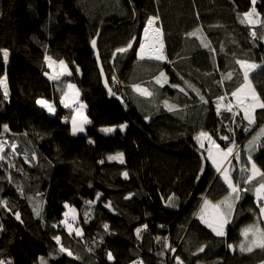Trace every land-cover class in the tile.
Segmentation results:
<instances>
[{
	"label": "trees",
	"instance_id": "1",
	"mask_svg": "<svg viewBox=\"0 0 264 264\" xmlns=\"http://www.w3.org/2000/svg\"><path fill=\"white\" fill-rule=\"evenodd\" d=\"M254 7L250 24L241 20L252 0H0V49L9 52L7 64L0 53V78L6 75L9 88L5 99L0 87V260L264 264V249L239 248L242 229H264L254 193L264 178L244 185L248 191L234 205L226 236H216L199 214L205 199L219 204L230 190L195 139L207 132L235 150L264 128V109H255L249 125L232 96L243 82L236 61L245 60L260 65L250 81L264 100V0ZM151 17H158L164 62L137 55ZM133 37L132 48L118 53ZM95 39L112 97L102 83ZM46 55L66 60L74 76L45 78ZM68 80L79 84L88 106L90 123L81 136L69 123L74 110L61 107ZM136 85L152 95H141ZM220 97L238 115L219 110ZM39 99L52 102L56 114ZM113 126V133L102 131ZM259 140L252 158L264 170V137ZM120 153L123 163L108 159ZM68 207L77 218L65 217Z\"/></svg>",
	"mask_w": 264,
	"mask_h": 264
},
{
	"label": "snow or ice",
	"instance_id": "2",
	"mask_svg": "<svg viewBox=\"0 0 264 264\" xmlns=\"http://www.w3.org/2000/svg\"><path fill=\"white\" fill-rule=\"evenodd\" d=\"M253 8L251 11L244 14V19L241 20V23H244L247 21L248 23L252 24L255 23L254 20L251 18L254 15H257L255 10V0H252ZM158 19V17H151L147 21V25L144 29V36L147 38L149 35V28L153 26L154 22ZM153 32V38L150 43H147V47L150 49L149 52L146 53V43H140L139 45V51L137 53L138 57L140 59H144L147 55L148 58L155 59V60H162L165 57L163 56V43L159 40L160 36V29L158 27L152 28ZM190 35H195V33H191ZM253 35H255V32H253ZM136 40L135 37L132 38V41L128 43V45L125 48L117 49L118 53H125L128 51V49L132 48L133 42ZM203 42V41H202ZM93 48L96 46V41H91ZM205 47H208L209 45L207 43L204 44ZM0 53H2V57L4 62H7L9 52L7 49H0ZM115 55V54H114ZM46 61H48V65L51 68L55 61L52 60L51 57L46 56ZM237 64L241 66L243 69V82L236 88L235 91L232 92V96L236 98L237 101V107L241 108L244 113V119L248 121L249 125H252L255 123L254 119V112L255 109L260 108L264 109V100H261V98L257 95L255 89L252 87L251 81L249 79V73L253 70H255L257 67H260V65L249 63L245 60H237ZM59 66L61 71L56 75H50L49 79L52 80H58L61 75H64L67 73L68 75H71L70 72H67V66L65 65L64 61H59ZM102 71V70H101ZM165 74L163 72L160 73V77H164ZM225 79H231V73H229ZM166 80V78H165ZM157 83H160L159 77L157 78ZM105 86L107 87V81H105ZM0 87L3 88V95L4 98H8V87H7V77L6 75L2 78H0ZM68 89H74L75 86L72 84H69ZM135 89L140 92L141 95L151 96L152 93L149 92L147 89L140 88L139 85L134 86ZM183 91V89H181ZM109 93L112 95H115L112 93L111 88H109ZM79 93L75 92L72 95V99L75 100L76 97H78ZM69 96V93H64V97L67 98ZM65 98L61 99V103L64 104L65 107H69V103ZM203 100V97H201ZM220 100H223L224 97H220ZM207 101H205L206 103ZM37 103L40 104L42 107L46 108L49 112H55V107L50 104L46 100H37ZM165 105L169 107V110H173L172 106L167 105V101H165ZM85 106L83 104L79 105V108H84ZM219 109V105H218ZM227 110L229 112L232 111V107H228ZM77 115L80 117L79 122L77 121L76 117H73L72 119V133L75 135L78 132L84 131V125L90 123V121L87 119L86 116L83 115L82 112H79L77 110ZM234 115H238V113H234ZM124 125H121V128H124ZM4 130H8V126L4 125ZM104 132H112L114 131L113 128H105L102 129ZM245 131H248V128H245ZM261 137H264V128H261L259 133H257L256 136L253 137L252 140L249 141L250 145L256 146V141L259 140ZM203 139H207L211 145H213L216 149L215 153L213 152V149L210 147L208 149V159H210L213 163V165L216 167V171L220 173L222 176L225 184L227 185L229 191V195L225 197L223 201H221L219 204H213L211 201L205 199L204 204L201 208L199 219L205 223L209 228L212 229V231L215 233L218 237H224L226 236V226L230 223V217L232 215V211L234 209L235 203L241 198V192L248 191L247 188H241L239 182H234L233 177L231 175V168L230 167H223L222 165L225 161L229 160V157H233L234 159L238 160L240 159V156L238 153H234L233 147H227L226 149H221L218 144H216L215 140L212 139V137L207 133L201 131L195 139L200 142ZM222 140H229V137L223 136L221 137ZM234 143V142H233ZM201 147H204L203 143L200 144ZM261 147H264V144L260 145ZM12 148L15 149V145H12ZM0 152H3V148L0 147ZM123 154H117L116 156H110L108 157L109 160H116L119 159L121 163H123ZM4 157L0 155V159H3ZM248 164H250V168L247 165H244L241 168V173H249L244 178L245 184H251L257 177L264 178V170L259 168L256 163L254 162L251 155L248 156ZM203 171V169L201 170ZM125 177H127V173H124ZM199 178V177H198ZM254 193L257 198V203L260 208V216L264 217V179H262L257 186H254ZM99 197V194H98ZM173 198L169 197V200L171 201ZM91 203V202H89ZM171 206V205H170ZM67 207V205H66ZM222 209H227V211H224ZM211 210V211H210ZM68 216V213H65V217ZM19 214H17V219H19ZM74 219V217H73ZM67 224V221L65 222ZM67 227L69 229V232L71 233L73 231L72 225L67 224ZM105 229L108 228V225H104ZM147 227V226H145ZM137 235L139 236L141 229H137ZM76 235H81V231L79 229H75ZM251 234V239H249V235ZM241 235L244 237V242H242L239 245L240 251L242 252H252L253 247H259L264 249V229H261L258 225H249L245 229H242ZM57 242L59 243L60 237H55ZM229 248H233V245L229 244ZM61 252H67L69 256H72L73 253L69 251L68 249L61 246L60 248ZM199 251L203 252L204 247H201ZM108 259H113L112 254L108 253ZM0 264H6L5 261L0 260ZM7 264H10V262H7ZM40 264H46L43 258H40ZM182 264V262H180Z\"/></svg>",
	"mask_w": 264,
	"mask_h": 264
},
{
	"label": "rangeland",
	"instance_id": "3",
	"mask_svg": "<svg viewBox=\"0 0 264 264\" xmlns=\"http://www.w3.org/2000/svg\"><path fill=\"white\" fill-rule=\"evenodd\" d=\"M143 38H144V36H143ZM159 40L163 43V40H162V37H161V34H160V36H159ZM163 46H164V44H163ZM163 51H164V48L162 49ZM46 56H48V57H50L49 55H46ZM52 60L53 61H55L56 63H54L53 65H52V67L50 68L49 67V65H48V69H46V71L43 73V75H45V78H47V79H49V76L50 75H56V74H58L60 71H61V69H60V66H59V61H61V60H54L53 58H52ZM8 61H9V56H8V60H7V62H5V64H7L8 63ZM64 61V63H65V65L67 66V72H70L71 73V75H68L67 73H65L64 75H61L60 76V78L58 79V80H61V78H64V77H68V76H74V74H73V69L71 68V65H70V63H68L66 60H63ZM46 64H48V61H46ZM5 76V75H4ZM3 76V77H4ZM51 82H57V80H52V79H49ZM69 84H72V85H74L75 86V88L74 89H68V87H66V89L64 90V92H63V94H62V98H65L64 97V93H69V96L67 97V98H65L66 100H67V102L69 103V107H65L64 106V104H62L61 103V107H63L64 109H67V110H69V108H72L74 111H73V113H71V115H70V121H69V123H70V125H71V128H72V119H73V117H76L77 118V121L79 122V119H80V117L77 115V110H79V112H82L83 113V115L84 116H86L87 117V119L89 120V116L87 115V110H88V106L86 105V103L85 102H83L82 101V99H81V91H80V87H79V84L75 81V80H68V82H67V86L69 85ZM7 87H8V84H7ZM75 92H78L79 93V95H78V97H76V99L75 100H73L71 97H72V95L75 93ZM8 94H9V88H8ZM39 100H41V99H39ZM43 100H45V99H43ZM48 101V100H47ZM50 104H52L54 107H55V105L52 103V102H50V101H48ZM81 104H83L85 107L84 108H79V105H81ZM236 104V103H235ZM39 106L40 107H42L40 104H39ZM237 106V105H236ZM223 107V106H222ZM42 108H44V107H42ZM44 109H46V108H44ZM46 111H47V113H49L50 115H52V116H54L55 114H56V112H57V109H56V107H55V112L53 113V112H49L47 109H46ZM87 125V124H86ZM86 125H84V131L83 132H78V133H76L75 135H77V136H81V135H84V134H86ZM124 128H122V130L124 131V130H126L127 128H128V124L127 123H124ZM121 127V126H120ZM105 128H113L114 130H116V128L117 127H103L102 129H105ZM5 131V130H4ZM6 132H10L9 130H7V131H5V133ZM107 133H113V131L112 132H107ZM227 137H229V140H225V142H228V143H230V142H232V140L234 139V136H227ZM232 137H233V139H232ZM235 139H236V141L238 142V140H237V138L235 137ZM240 143H237L236 145H239ZM243 146H244V144H243ZM232 147H233V145H232ZM234 148V147H233ZM243 149V148H242ZM242 150H240L239 152V154H240V156L242 155V152H241ZM235 153V152H234ZM117 154H114V155H109L108 157H110V156H116ZM123 158V161H124V157H122ZM111 161H114V160H111ZM116 161H120L119 159H116ZM232 161H233V157L232 158H230L227 162H226V164L223 166V167H230L231 166V164H232ZM237 162L240 164V168L238 169V172H237V165L235 164V171H234V177H233V180H234V182H239L240 183V186H241V188L243 189V187H244V185H245V183H244V178H245V173H241V168L245 165V163H243L242 162V158L240 157V159H239V161L237 160ZM237 172V173H236ZM213 204H215V203H213ZM211 211V210H210ZM65 213H68V216L67 217H70V218H77L78 217V215H77V213H76V211H75V209H73V208H71V207H68V209L66 210V212ZM248 227V226H247ZM260 227V226H259ZM261 228V227H260ZM244 238V237H243ZM249 239H251V234L249 235ZM130 264H134V262H130Z\"/></svg>",
	"mask_w": 264,
	"mask_h": 264
},
{
	"label": "crops",
	"instance_id": "4",
	"mask_svg": "<svg viewBox=\"0 0 264 264\" xmlns=\"http://www.w3.org/2000/svg\"><path fill=\"white\" fill-rule=\"evenodd\" d=\"M258 69V67L255 69V70H253V71H251L250 73H249V79H250V77H251V75L256 71ZM242 72H243V69H242ZM257 133H259V131L257 132ZM257 133L254 135V136H256L257 135ZM211 136V135H210ZM212 137V136H211ZM212 139L213 140H215L213 137H212ZM253 139V138H252ZM251 139V140H252ZM220 140H221V138H220ZM250 141V140H249ZM201 142L203 143V145H204V147H202L205 151H206V154H207V156H208V149L211 147L212 149H213V152L215 153V151H216V149H215V147L213 146V145H211L210 144V142L207 140V139H203L202 138V140L200 141V142H198L199 144H201ZM215 142H216V140H215ZM261 141L260 140H257L256 141V146H257V144L258 143H260ZM216 144H218L219 146H220V148L221 149H226L227 147L226 146H223V145H221L219 142H216ZM256 146H253V145H250L249 143H247L245 146H244V148H243V152H242V155H241V158H242V162L243 163H245V165H247L249 168H250V164H248V156L249 155H251L252 157H253V153H254V150H255V147ZM229 147V146H228ZM229 159H230V157H229ZM209 160V163L210 164H212V166H213V168L216 170V167L213 165V163H212V161L210 160V159H208ZM226 162L227 161H225L224 163H223V165H222V168H223V166L226 164ZM257 165V164H256ZM230 168H231V175H232V177H234V171H235V163H234V161L232 162V164H231V166H230ZM217 172V171H216ZM218 173V172H217ZM218 174H220V173H218ZM249 173H247V175H248ZM222 177V176H221ZM261 178L262 177H257L251 184H248V185H255V182L257 181V180H261ZM223 179V178H222ZM234 209H235V206H234ZM234 209H233V211H232V215H233V212H234ZM222 210H224V211H227V209H222ZM232 215H231V217H230V220L232 219ZM205 224V223H204ZM206 225V224H205ZM207 226V225H206ZM208 227V226H207ZM227 227V226H226ZM209 228V227H208ZM209 229H211V228H209ZM212 230V229H211ZM227 230V228L225 229V231ZM213 232V231H212ZM214 233V232H213ZM215 234V233H214ZM230 250H231V252H234V249H232V248H229Z\"/></svg>",
	"mask_w": 264,
	"mask_h": 264
},
{
	"label": "water",
	"instance_id": "5",
	"mask_svg": "<svg viewBox=\"0 0 264 264\" xmlns=\"http://www.w3.org/2000/svg\"><path fill=\"white\" fill-rule=\"evenodd\" d=\"M145 39V38H144ZM95 41H96V46H95V48H93V51H95V54H96V59H97V62H98V64H99V71H100V73H101V76H102V83L104 84V86H105V81H107V78H106V74H105V72H104V69H103V65H102V62H100V59H99V53H98V51H97V39H95ZM143 43H144V40H143ZM142 60V59H141ZM144 60H152V59H149V58H147V57H145L144 58ZM153 60H155V59H153ZM152 60V61H153ZM166 59L164 58V60H159V62H164ZM156 61H158V60H156ZM102 70V71H101ZM105 88H106V90L109 92V88H111V86H110V84L108 83V81H107V87L105 86ZM112 90V89H111ZM113 93V92H112ZM110 94V93H109ZM111 95V97L113 96L112 94H110Z\"/></svg>",
	"mask_w": 264,
	"mask_h": 264
},
{
	"label": "built area",
	"instance_id": "6",
	"mask_svg": "<svg viewBox=\"0 0 264 264\" xmlns=\"http://www.w3.org/2000/svg\"><path fill=\"white\" fill-rule=\"evenodd\" d=\"M222 106H223V107H222ZM229 106L232 107V111H231V112H229V111L227 110V108H228ZM219 110L227 111V112H229L230 114H231V113H232V114L236 113V110L234 109V106H233L232 104H230V105H226L224 100H222V101L219 103ZM242 146H243V145H242ZM242 146H241V145H237L236 148H235V150H234V152L239 154V153H240L239 151L242 149ZM239 155H240V154H239ZM134 264H142V259H138V260H136V261L134 262Z\"/></svg>",
	"mask_w": 264,
	"mask_h": 264
},
{
	"label": "bare ground",
	"instance_id": "7",
	"mask_svg": "<svg viewBox=\"0 0 264 264\" xmlns=\"http://www.w3.org/2000/svg\"><path fill=\"white\" fill-rule=\"evenodd\" d=\"M147 26H148V25H147ZM152 28H156L155 23L153 24L152 27L149 28V35H148V38H147V42H146V38H145V36H144V38H145V39H144V43H146V49H145L146 53L150 51V49L147 47V43H150L151 40H152V38H153ZM160 34H161V33H160ZM162 51H163V50H162ZM163 56H164V53H163ZM145 57H147V55H146ZM147 58H148V57H147ZM149 59H151V58H149ZM152 60H153V59H152ZM162 60H164V59H162Z\"/></svg>",
	"mask_w": 264,
	"mask_h": 264
},
{
	"label": "clouds",
	"instance_id": "8",
	"mask_svg": "<svg viewBox=\"0 0 264 264\" xmlns=\"http://www.w3.org/2000/svg\"><path fill=\"white\" fill-rule=\"evenodd\" d=\"M240 156V155H239ZM241 157V156H240ZM230 158H232V157H230ZM233 162V161H232Z\"/></svg>",
	"mask_w": 264,
	"mask_h": 264
}]
</instances>
